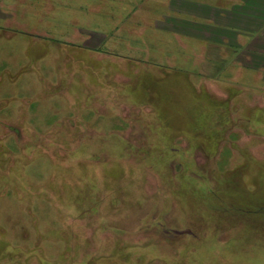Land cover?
I'll use <instances>...</instances> for the list:
<instances>
[{"label": "rangeland", "instance_id": "1", "mask_svg": "<svg viewBox=\"0 0 264 264\" xmlns=\"http://www.w3.org/2000/svg\"><path fill=\"white\" fill-rule=\"evenodd\" d=\"M224 3L0 0V264H264V74L201 38Z\"/></svg>", "mask_w": 264, "mask_h": 264}, {"label": "crops", "instance_id": "2", "mask_svg": "<svg viewBox=\"0 0 264 264\" xmlns=\"http://www.w3.org/2000/svg\"><path fill=\"white\" fill-rule=\"evenodd\" d=\"M199 5L208 14L207 19L201 18V38L217 41L218 50L227 57L223 59V70L228 62H234L235 72L264 74V0H225L224 4L211 7Z\"/></svg>", "mask_w": 264, "mask_h": 264}]
</instances>
